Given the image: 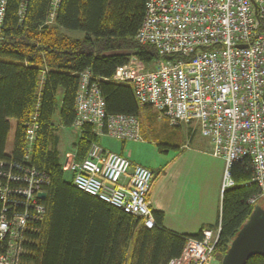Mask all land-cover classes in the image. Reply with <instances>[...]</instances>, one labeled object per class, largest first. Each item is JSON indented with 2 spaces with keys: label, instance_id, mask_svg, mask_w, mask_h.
Masks as SVG:
<instances>
[{
  "label": "trees",
  "instance_id": "16d2710c",
  "mask_svg": "<svg viewBox=\"0 0 264 264\" xmlns=\"http://www.w3.org/2000/svg\"><path fill=\"white\" fill-rule=\"evenodd\" d=\"M53 2L4 0L0 19V173L17 178L16 171L29 176L35 169L45 193L42 221L24 237L20 263L126 264L133 243L129 264H167L180 256L188 238H200L203 228L214 225H202L195 234H179L167 230L164 213L154 210L153 226L146 228L137 217L66 180L59 150L61 132L74 129L78 74L87 68L100 79L107 115L139 116L147 109L137 105L129 85L107 81L117 66L131 59L147 68L160 59L153 46L135 40L145 0H58L56 6ZM65 31H80L83 36ZM34 114L38 127L26 161V128ZM11 119L16 127L7 154ZM76 131L74 158L80 161L100 136L89 124ZM151 172L153 182L156 173ZM231 179L233 186L223 192L218 215L215 253L221 256L255 206L248 204L249 198L258 193L247 163L234 165ZM4 194L2 187L0 209ZM246 264H264V256H252Z\"/></svg>",
  "mask_w": 264,
  "mask_h": 264
},
{
  "label": "built area",
  "instance_id": "2783aa9c",
  "mask_svg": "<svg viewBox=\"0 0 264 264\" xmlns=\"http://www.w3.org/2000/svg\"><path fill=\"white\" fill-rule=\"evenodd\" d=\"M135 40L153 46L160 59L150 68L132 59L118 66L107 81L129 85L139 107L156 110L170 125L193 124L207 137L210 154L224 163L221 193L233 186L231 168L248 163L258 190L248 204L263 201L264 0H145ZM81 76L75 125L89 124L97 136L122 142L141 140L139 118L106 116L100 79L87 71ZM35 135L36 126L30 123L29 145ZM100 146L91 144L81 162L66 153L64 168L74 173L72 184L152 227L147 197L151 170ZM24 159L29 161L28 150ZM29 171V176L16 171L17 178L0 173L5 192L0 264H21L24 237L42 221L45 210L38 194L43 182L37 170ZM219 230L218 224L214 231L202 229L200 238H188L180 256L168 264H218L214 254Z\"/></svg>",
  "mask_w": 264,
  "mask_h": 264
},
{
  "label": "rangeland",
  "instance_id": "374dc122",
  "mask_svg": "<svg viewBox=\"0 0 264 264\" xmlns=\"http://www.w3.org/2000/svg\"><path fill=\"white\" fill-rule=\"evenodd\" d=\"M65 32L72 37L83 36L80 31ZM148 114L152 115L148 116ZM138 117L143 130L141 140L124 143V152L126 154L132 152L134 160L138 161L136 163L156 173L154 182L159 190H171L173 193L175 190H199L200 194L196 193L194 202V211L197 214L203 213L201 208L209 205V201L212 208L214 206L218 208V202H215L213 198L210 200L206 195V190L214 188L216 177L212 174L219 163L216 159H212L209 139L202 136L198 129L191 130L193 124L181 127L170 125L168 119L159 115L154 109H146ZM15 127L16 122L11 119L6 152L12 150ZM77 137L76 129H65L61 132L59 150L64 165L67 162V159L64 160L66 153L74 154L73 144ZM98 143L113 152H120L122 147L121 141L106 135L98 137ZM64 177L71 181L69 171H65ZM259 204L264 206L262 201H259ZM132 246L133 243L129 249L126 264H129ZM214 255L218 256V263H220L222 256L219 253Z\"/></svg>",
  "mask_w": 264,
  "mask_h": 264
},
{
  "label": "crops",
  "instance_id": "0c3cea01",
  "mask_svg": "<svg viewBox=\"0 0 264 264\" xmlns=\"http://www.w3.org/2000/svg\"><path fill=\"white\" fill-rule=\"evenodd\" d=\"M117 153L127 156L135 163L138 162L134 160L132 152L128 154L124 152L123 145L120 148V152ZM212 159L219 161L217 163L219 166H216L215 171H213L214 174H212L216 177L214 188L212 190H206V195L210 200L213 198L215 202H218V208L215 206L212 208L209 201V205L201 208L203 213L197 214L194 211V202L196 193L199 190H175V193H173L171 190H159L155 185L156 182H151L148 192L150 207L152 211L156 210L164 213L163 226L167 230L179 234H195L202 225H214L217 223L221 205L220 187L224 163L219 158L213 157Z\"/></svg>",
  "mask_w": 264,
  "mask_h": 264
},
{
  "label": "water",
  "instance_id": "95a60500",
  "mask_svg": "<svg viewBox=\"0 0 264 264\" xmlns=\"http://www.w3.org/2000/svg\"><path fill=\"white\" fill-rule=\"evenodd\" d=\"M38 197L45 199V193L40 192ZM255 255L264 256V207L260 205L254 206L248 219L231 240L220 264H246Z\"/></svg>",
  "mask_w": 264,
  "mask_h": 264
},
{
  "label": "bare ground",
  "instance_id": "6f19581e",
  "mask_svg": "<svg viewBox=\"0 0 264 264\" xmlns=\"http://www.w3.org/2000/svg\"><path fill=\"white\" fill-rule=\"evenodd\" d=\"M57 1L58 0H54V2H53V6H56V4H57ZM3 4H4V0H1V3H0V19H1V16H2V13H3ZM132 60V59H131ZM134 60H136V59H134ZM166 60H172V58H169V59H167L166 58ZM125 65V64H124ZM120 66H122V65H120ZM118 67V66H117ZM116 67V68H117ZM115 68V69H116ZM85 71H87L90 75H92V73H91V71H90V69L89 68H87V69H85L83 72H81V73H79L78 74V85H77V93H78V88H79V86H80V84H81V80H82V76H81V74L82 73H84ZM114 72H115V70H114ZM113 72V73H114ZM113 75V74H112ZM111 75V76H112ZM110 76V77H111ZM43 79V78H42ZM132 89V88H131ZM77 93H76V96H77ZM75 103H76V97H75ZM137 105H138V103H137ZM139 106V105H138ZM145 108V107H144ZM147 108V107H146ZM143 109V108H142ZM147 109H150V108H147ZM104 110H105V107H104ZM74 112H75V118H74V121H73V126L74 127H76V128H81L82 127V125L80 126V127H77L76 125H75V122H76V118H77V116H76V107H75V104H74ZM105 115L106 116H111V115H107V113H106V111H105ZM36 114H34L33 116H32V121H31V124L32 125H35L36 126V130H37V127H38V125H37V122H36ZM138 117V116H137ZM139 118V117H138ZM73 127V128H74ZM181 127V126H180ZM76 128H74V129H76ZM140 129H141V124H140ZM76 130H78V129H76ZM92 130H93V128H92ZM191 130H193L194 131V129H191ZM141 131V130H140ZM108 136V135H107ZM109 137H111V136H109ZM111 138H114V137H111ZM114 139H117V138H114ZM118 141H121L122 142V140H120V139H117ZM210 142V141H209ZM99 144V143H98ZM100 145V144H99ZM101 148H102V150L103 151H109L108 149H105L104 147H102V146H100ZM25 149L26 150H28L29 151V153H31L32 152V150H33V144H30L29 145V141H28V138H27V136H25ZM5 152H6V148H5ZM7 154H11V150L9 151V152H6ZM117 153V152H116ZM121 154V153H120ZM123 155V154H122ZM87 156V155H86ZM86 156L82 159V160H80V161H76V162H81V161H83L85 158H86ZM125 156V155H124ZM127 157V156H126ZM66 159V157H64V160ZM135 163V162H134ZM248 164V163H247ZM64 162L62 161V170L65 172V171H67V170H65V168H64ZM248 166H249V168H250V170H251V167H250V165L248 164ZM70 172V171H69ZM252 172V171H251ZM71 173V181H73V178H74V173H72V172H70ZM151 182H152V180H151ZM150 186H151V184H150ZM79 189V188H78ZM81 190V189H80ZM149 192V191H148ZM220 192H221V187H220ZM222 194L223 193H221V196H222ZM147 197H148V195H147ZM251 198V197H250ZM99 199V198H98ZM99 200H101V199H99ZM101 201H103V200H101ZM260 201H262V200H260ZM103 202H105V203H107L106 201H103ZM262 202H264V200L262 201ZM107 204H109V203H107ZM110 205V204H109ZM253 205H260L259 204V201L256 203V204H253ZM112 206V205H111ZM264 207V206H263ZM114 208H116V207H114ZM116 209H118V210H121L122 212H124L122 209H120V208H116ZM152 210V209H151ZM125 213V212H124ZM126 214H128V213H126ZM129 215H131V214H129ZM131 216H134V215H131ZM134 217H137L139 220H140V224L142 225V226H144V227H146V228H149V227H147L145 224H144V220L142 219V218H140V217H138V216H134ZM151 218H152V221H153V213L151 214ZM218 223H219V219L217 220V224H214V226L212 227V228H207V229H209L210 231H214L215 229H217L218 228ZM151 228V227H150ZM204 229V228H203ZM200 234H201V232H200ZM131 247V246H130ZM183 248H184V246H183ZM182 251H183V249H182ZM182 251H181V253H182ZM175 258H173V259H171L168 263H170L172 260H174ZM216 259H217V256H216ZM222 259V258H221ZM217 262H218V259H217ZM221 262V261H220ZM167 263V264H168ZM218 264H220V263H218Z\"/></svg>",
  "mask_w": 264,
  "mask_h": 264
}]
</instances>
